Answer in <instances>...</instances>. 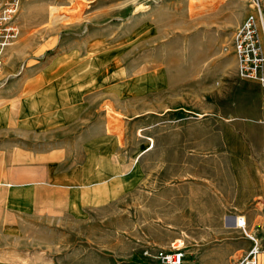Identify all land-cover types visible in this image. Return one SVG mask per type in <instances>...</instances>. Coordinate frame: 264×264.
<instances>
[{"label":"rangeland","instance_id":"obj_1","mask_svg":"<svg viewBox=\"0 0 264 264\" xmlns=\"http://www.w3.org/2000/svg\"><path fill=\"white\" fill-rule=\"evenodd\" d=\"M19 1L20 34L0 74V115L8 120L0 146L58 149L72 165L88 153L106 174L121 157L125 171L136 165L138 183L118 197L111 184V195L81 219L26 220L22 245L5 259L157 264L147 252L181 241L194 264V250L223 244L210 240V217L200 214L210 205L202 177L211 157L210 121L199 114L225 112L233 98L241 110L257 95L242 84L231 53L250 0ZM52 8L70 19L53 25ZM222 220L229 227V217ZM217 249V261L204 264H228L227 250Z\"/></svg>","mask_w":264,"mask_h":264},{"label":"crops","instance_id":"obj_2","mask_svg":"<svg viewBox=\"0 0 264 264\" xmlns=\"http://www.w3.org/2000/svg\"><path fill=\"white\" fill-rule=\"evenodd\" d=\"M241 80L257 91L255 96L248 95V107L240 110L233 98L225 112L199 114L200 120L210 121V141L204 150L211 157L210 171L202 177L208 183L210 205L209 209L201 207L200 214L210 217V240L226 241L212 247L209 254L194 250V264L217 261V247L227 250L225 263L234 264L254 246L249 236L264 249V90L258 82ZM6 122L0 115L1 133ZM212 138H219V144ZM1 144L0 264L17 261L5 259L4 252L22 245L19 227L26 220L58 226L68 219H81L89 208L104 201L111 184L112 195L118 197L127 191L126 186L131 189L138 183L136 165L125 171L121 157L112 158L114 171L106 174L104 168L91 167L88 153L84 161L72 165L58 149L34 153L11 149L8 142ZM223 217H229V227L223 226ZM238 218L245 219L247 235L237 227ZM185 258L189 264L186 250Z\"/></svg>","mask_w":264,"mask_h":264},{"label":"built area","instance_id":"obj_3","mask_svg":"<svg viewBox=\"0 0 264 264\" xmlns=\"http://www.w3.org/2000/svg\"><path fill=\"white\" fill-rule=\"evenodd\" d=\"M252 11L246 16L236 33L232 54L238 62L239 77L258 82L264 90V0H250ZM21 5L19 0H0V74L6 64L8 50L20 34ZM237 227L244 233L246 221L238 218ZM247 235V234H246ZM252 249L238 264H264V249L255 238ZM185 245L176 241L169 248H155L150 254L157 264H187Z\"/></svg>","mask_w":264,"mask_h":264},{"label":"bare ground","instance_id":"obj_4","mask_svg":"<svg viewBox=\"0 0 264 264\" xmlns=\"http://www.w3.org/2000/svg\"><path fill=\"white\" fill-rule=\"evenodd\" d=\"M50 15L53 17L51 22L53 25L70 19L69 15L61 13L58 8H52Z\"/></svg>","mask_w":264,"mask_h":264}]
</instances>
